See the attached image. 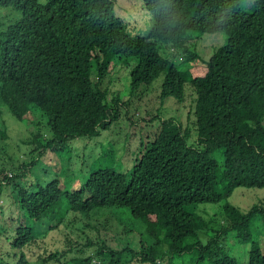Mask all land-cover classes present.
I'll return each instance as SVG.
<instances>
[{
    "label": "trees",
    "instance_id": "obj_1",
    "mask_svg": "<svg viewBox=\"0 0 264 264\" xmlns=\"http://www.w3.org/2000/svg\"><path fill=\"white\" fill-rule=\"evenodd\" d=\"M117 6L115 0H0V11L12 14L9 20L0 13V101L17 121L44 120L51 133L43 138L38 121L27 141L29 160L12 179L0 169V185L15 183L18 206L9 221L4 215L12 211L0 206V264H30L27 246L44 240L67 214L107 208L124 215L131 239L113 248L102 241L86 257L66 260L55 252L40 262L264 264V208L232 205L238 189H264V0H130L120 15L146 12L150 26L143 33L116 14ZM214 34L224 41L205 61L196 42ZM129 62L122 82L129 94L162 77L159 105L181 103L190 85L193 120L183 125L158 107L130 168L123 172L109 152L66 191L57 157L69 142L98 138L118 122L119 105L127 104L120 91L108 98L101 86L114 66ZM49 154L56 164L46 162ZM35 162L48 167L42 169L48 180L34 179L32 192L22 181ZM207 207L221 209V224ZM229 235L248 244L245 256L238 245L228 249Z\"/></svg>",
    "mask_w": 264,
    "mask_h": 264
},
{
    "label": "rangeland",
    "instance_id": "obj_2",
    "mask_svg": "<svg viewBox=\"0 0 264 264\" xmlns=\"http://www.w3.org/2000/svg\"><path fill=\"white\" fill-rule=\"evenodd\" d=\"M40 1L44 2V0ZM116 1L118 5L115 9L117 15L126 22H135V29L140 33L145 32L147 26H150L149 15L146 12L143 13L138 8L139 16L135 15V10H129V16H121L120 14H122L125 4L129 3L130 0ZM0 13L6 15L7 19H12V14L8 10H1ZM223 41L222 36L219 34L205 35L196 42V50L200 57L207 61L216 48L222 45ZM128 64L129 67L125 63H119L114 66L108 72L101 86L103 89H107L108 98L114 96L115 92L120 91V97H122L123 102H126L124 104H127V109L126 106H123V103L119 105L120 118L118 122L110 125L108 130L101 132L98 138H81L69 142L65 148L66 152L61 153L57 157L58 168L64 170L60 175V179L63 183L65 181L68 184V188L65 189L66 191L78 187L77 182L81 178L80 175L93 166L97 158L109 152H115L116 160H120L123 172L130 168L133 164L134 152L140 145V139L145 136L142 131L145 127L156 124V122L151 123L149 119L155 115L158 107L167 108L168 113H173L178 116L183 125L189 124L193 120L192 111L195 93L190 85L185 84V99L183 102L178 103L170 100L166 101L164 105H159L157 85L162 77H159L148 87L140 86L134 94H129L127 90L128 82L126 87L122 86L123 78L126 81V75H124L125 70L127 71L128 77L129 70L132 67L131 62ZM92 78L94 79V75ZM168 116L170 115H164L163 117ZM34 120L39 121L40 126L38 131L40 135L45 139L50 138L51 133L45 127L44 120L40 121L32 117L28 122H25V120L21 122L17 121L10 115L0 101V169H3L5 171L3 174L10 179H12L14 170L20 164L29 160L31 147L27 144V141L36 132L34 130ZM143 120L144 122L142 123ZM195 138V132H192L189 143H193ZM67 159H70L69 163L65 162ZM46 162H54L56 164L57 160L53 159L52 155L49 154ZM34 164L33 168L28 169V172H26L27 177H24L22 181L23 188L32 192L36 191L32 187H36L34 179L44 178L48 180V172H42V169L46 168L48 170V167L42 165L41 162H35ZM2 177L3 175L0 174V181ZM14 184L6 182L0 185L1 208L12 211L10 214L8 212L5 213L6 221L16 219L17 217L16 208L18 206L13 201L16 193ZM232 205L243 210H248L253 206H262L264 208V189H238L232 197ZM206 210L212 216L211 218H213L214 223L219 222L221 224V209L207 207ZM51 225L54 226L53 222ZM56 225H58L57 228L51 230L44 240H39L27 246L26 255L30 264H58L53 260L48 263L40 262L41 258L47 257L55 252L64 254L66 259L75 256L86 257L91 255L97 245L102 241L107 247L113 248L119 245L118 242L122 243L133 237L126 233L129 231V225L124 215L120 212L112 211L109 208L98 209L88 215L69 213ZM199 236L200 238H205L202 234H199ZM236 242V238L229 235L227 237V244L230 248L228 249L232 251L238 245L241 254L245 256L248 250V244L243 245ZM153 243L154 240L148 238V245ZM0 244H3V242L0 241ZM3 253L4 248L0 246V256ZM156 264L165 263L157 261Z\"/></svg>",
    "mask_w": 264,
    "mask_h": 264
},
{
    "label": "clouds",
    "instance_id": "obj_3",
    "mask_svg": "<svg viewBox=\"0 0 264 264\" xmlns=\"http://www.w3.org/2000/svg\"><path fill=\"white\" fill-rule=\"evenodd\" d=\"M116 1V0H115ZM117 2V1H116ZM118 7V6H117ZM118 9V8H117ZM117 14V13H116ZM115 61V60H114ZM158 79V78H157ZM29 121V120H28ZM27 121V122H28ZM34 122H35V125H36V123H38V122H36V120H34ZM0 206H2V205H0ZM75 257H78V256H75ZM75 257H70L69 259H71V258H75ZM79 258V257H78ZM66 260H68V259H66Z\"/></svg>",
    "mask_w": 264,
    "mask_h": 264
}]
</instances>
